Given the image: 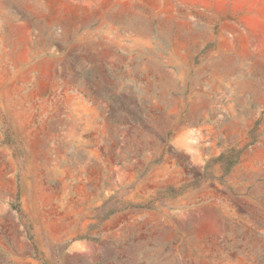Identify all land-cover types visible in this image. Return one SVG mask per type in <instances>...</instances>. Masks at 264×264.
I'll return each instance as SVG.
<instances>
[{
	"label": "rangeland",
	"instance_id": "obj_1",
	"mask_svg": "<svg viewBox=\"0 0 264 264\" xmlns=\"http://www.w3.org/2000/svg\"><path fill=\"white\" fill-rule=\"evenodd\" d=\"M0 64V264H264V0H0Z\"/></svg>",
	"mask_w": 264,
	"mask_h": 264
},
{
	"label": "crops",
	"instance_id": "obj_2",
	"mask_svg": "<svg viewBox=\"0 0 264 264\" xmlns=\"http://www.w3.org/2000/svg\"><path fill=\"white\" fill-rule=\"evenodd\" d=\"M34 97V100L39 99L36 95H34ZM55 100L64 101L65 99L61 96L56 97ZM0 104L3 106L5 102L1 100ZM230 233H232V231ZM255 235L256 234L251 231L243 230L241 234L243 242L242 247L234 254H229L220 247H214L208 241L204 243H198L192 240L188 242H178L177 245H175L177 248L176 250H178V256L184 258H180L179 261L175 259L172 264H201L199 262L200 258L204 260V264H255L256 252L259 249L258 242L255 240ZM156 264L165 263L158 261Z\"/></svg>",
	"mask_w": 264,
	"mask_h": 264
},
{
	"label": "bare ground",
	"instance_id": "obj_3",
	"mask_svg": "<svg viewBox=\"0 0 264 264\" xmlns=\"http://www.w3.org/2000/svg\"><path fill=\"white\" fill-rule=\"evenodd\" d=\"M263 10V9H262Z\"/></svg>",
	"mask_w": 264,
	"mask_h": 264
}]
</instances>
